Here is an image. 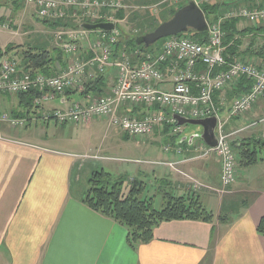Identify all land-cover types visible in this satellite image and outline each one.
Wrapping results in <instances>:
<instances>
[{
    "label": "crops",
    "instance_id": "crops-1",
    "mask_svg": "<svg viewBox=\"0 0 264 264\" xmlns=\"http://www.w3.org/2000/svg\"><path fill=\"white\" fill-rule=\"evenodd\" d=\"M237 30L235 56L260 66L264 60V26L239 21ZM16 45L20 48L8 54L12 58L25 50V43ZM114 75L113 70H108L99 77L100 84L87 83L95 89H85V93L93 97L105 93ZM238 84L215 95V102H225L222 117L226 116L232 101L247 92ZM84 97L69 93L66 99L54 101L44 110L59 108L58 104L82 102ZM2 100L7 103V113L14 109L27 113L18 109L16 98L0 96V104ZM246 115L241 126L236 124L237 120H230L226 127L232 129L229 133L233 137L246 135L247 142L257 140L264 135V99ZM115 128L123 139H128ZM24 130L0 125V264H264V237L256 232L264 217V162L248 168L238 164L235 182L222 193L221 166L215 155L177 164L174 169L165 164L116 169V176L112 177L124 180L125 176L133 182L135 178L151 174L154 186L165 183L181 194L191 190V182L177 172L193 175L195 180L194 176L198 177L202 189L208 192L203 194L198 190L197 198L214 216L211 223L190 220L160 223L153 230L151 242L131 248L123 226L90 210L80 200L81 174L85 168L96 170L98 164L84 162L82 165L78 158L81 154L73 149L55 146L44 136ZM201 133L168 138L164 130H157L143 139L144 160L171 164L190 158L195 154L194 140ZM163 146L173 149L179 146L183 153L181 156L164 154ZM258 166H261L259 180H241V171L248 175V170ZM219 216L223 222H219Z\"/></svg>",
    "mask_w": 264,
    "mask_h": 264
},
{
    "label": "built area",
    "instance_id": "built-area-1",
    "mask_svg": "<svg viewBox=\"0 0 264 264\" xmlns=\"http://www.w3.org/2000/svg\"><path fill=\"white\" fill-rule=\"evenodd\" d=\"M23 1L33 8L39 21L61 22L53 34V43L62 55L63 67L51 76L33 73L23 69L16 58L4 56L0 60V96L17 97L35 91L38 97L33 101L30 116L13 118L2 113L0 123H7L14 129L37 120L43 125L50 122L77 125L93 118H106L110 121L109 127H117L128 138L145 139L157 130H164L168 138L184 136V128L177 124L175 116L189 120L215 118L217 143L214 148L197 140L192 157L171 164L147 160L116 161L154 166L165 164L174 169L177 164L215 155L221 166L220 192L233 185L237 157L231 143L233 134L227 133L225 127L228 121L242 118L264 99V60L260 66H255L239 56L225 57L222 25L236 20L264 26V3H258L256 7L231 6L207 24L204 41L181 34L160 40L161 45L155 51H142L129 49L126 42L130 39L122 41L120 25L123 19L116 18L121 9L118 1ZM194 2L202 5L208 0ZM66 23H69L67 27L64 26ZM81 23H112L114 28L109 32H88L79 27ZM108 70L115 73L110 88L96 97L86 94L85 89ZM241 79L249 83V89L232 101L226 116L222 117L225 102H215V95L225 93ZM87 83L91 84L87 86ZM69 93L85 95L84 101L63 103L64 107L44 110L54 101L66 99ZM162 151L176 156L183 153L179 146L174 149L164 146ZM181 174L191 182V190L202 189L200 182Z\"/></svg>",
    "mask_w": 264,
    "mask_h": 264
},
{
    "label": "rangeland",
    "instance_id": "rangeland-1",
    "mask_svg": "<svg viewBox=\"0 0 264 264\" xmlns=\"http://www.w3.org/2000/svg\"><path fill=\"white\" fill-rule=\"evenodd\" d=\"M105 1L111 2L112 0ZM115 1L119 2V5L121 6L120 10L123 15V22L120 25L122 41L129 39L132 40L134 37L139 36L142 32L149 30V26H155V29L159 24L162 23L163 20H168L169 14L174 11L176 12L178 9L186 6L190 2H194V0ZM211 3L229 4V6H227V8H225L222 12L227 11L230 6H233L234 4H239V6L241 4L247 5L245 0H208V2L203 3V5ZM0 21H3L4 24H0V51L3 52L4 49L9 45L19 47V45L16 44L20 42L25 43V49H27V47H36V49H45L50 52L53 50V34L56 32V29L50 28L48 25H46V23L39 21L34 14L33 8L25 5L23 0H0ZM190 34L192 33H187L186 35ZM160 45L161 41L155 44L153 48L160 47ZM16 49L18 50V48ZM129 49H131V47H129ZM17 54L18 56L16 57V59L20 61V52H18ZM16 101H18L17 98ZM65 105L58 104V107H63ZM22 111L28 112L27 110ZM2 112H9L7 103H5L3 100L0 104V113ZM245 116L238 119V122L236 121V124L238 126H241L243 124V119ZM38 123L36 125H29L26 128H20L19 131L27 129L28 133H30L31 135L36 134L38 136H44L51 142V144L55 146L73 149L74 152L81 154L78 158H81L80 160H82V165H84V162L98 164L96 168L97 171L103 170L104 172L116 176L115 170L122 169L123 167L126 168V166L151 168L150 166L146 165H134L131 163L116 161V159L123 158L130 160L146 159V156L142 155L144 153L143 149L145 146L144 140L141 138H129L127 140L123 139L114 126L109 127V119L93 118L88 123H78L77 125L65 126H57L53 125L52 123H50L48 126H41ZM0 125H7L8 127H10L7 123H2ZM182 127L184 128V133H186L187 135L190 134L191 137L193 136L192 134L196 135V132H202V128L200 126L184 125ZM231 130V128L225 127V131H228L227 133L231 132ZM244 136L246 135L239 136L237 138H231V143L233 144L235 149V144L237 145L240 141L246 140V137ZM194 141L196 142L197 139H195ZM257 141L264 143L263 135L257 138ZM104 158H109V160H106ZM260 167L261 166H258L255 169L252 168L253 170H248V175H243V172L241 171L239 173L241 180L244 181L246 178H251L252 181L259 180L261 175ZM96 170L92 169L90 171L88 170V168L84 169L80 177L78 188L79 190L86 188L88 180L92 177V173L96 172ZM177 173L181 177V173L179 171ZM191 176L193 175H190V177ZM182 177L185 178L184 176ZM194 178L198 180V177L194 176ZM124 180L127 181L125 186L132 183V179L129 180L128 177L124 176ZM154 180L155 179H153L152 175L149 174L139 179L135 178L133 179V182L138 183V181H140L145 184L144 187H146V190L143 192L141 197L151 198L155 209L160 210L161 208H163V197L165 194L172 193L174 195H181V193H178V190H176V188L174 187H169L168 185H166L160 188V185L157 184H155L154 186ZM207 192V189H200L199 191V193L203 194ZM187 193H190L197 197L196 190H190ZM213 197L215 198V196ZM227 202L228 200H226L224 204L226 205ZM208 208L209 210H212V207ZM224 214L227 215L226 213Z\"/></svg>",
    "mask_w": 264,
    "mask_h": 264
},
{
    "label": "trees",
    "instance_id": "trees-1",
    "mask_svg": "<svg viewBox=\"0 0 264 264\" xmlns=\"http://www.w3.org/2000/svg\"><path fill=\"white\" fill-rule=\"evenodd\" d=\"M257 2L261 5L264 3V0H249L247 6L255 7ZM227 6H229V4L211 3L202 5L200 8L204 13L206 21L210 23L217 18ZM174 13L175 11L169 14L168 19ZM122 17L123 15L120 10L116 13V18L121 19ZM166 20L167 19L162 22ZM238 22L239 21L231 20L222 25L225 57H235L234 48H236L235 43L238 42L237 36L239 34L237 30ZM44 23L50 28L55 29L58 26H61V22ZM0 24L3 25V21H0ZM64 26L67 27V24ZM149 27V30L142 32L140 35L152 31L155 26ZM191 33L194 38L201 39L202 41L206 39L205 33ZM139 36L127 41L126 46L138 48L142 51L145 50L144 46L138 47L135 43L136 38ZM154 46L147 50H157L158 48H153ZM16 48L19 49V47H14L12 45L7 46L3 52L0 51V59ZM20 56V64L23 69L29 70L33 73H41L51 76L57 74L58 69L63 67L62 55L55 48H53L51 52L45 49L27 48L20 52ZM100 82L101 79L97 80L94 84L98 85ZM247 83L248 82L245 79H241L238 85L243 88L245 87L248 91L249 83ZM90 87H88V90L94 91L95 88ZM37 97L38 94L35 91H29L18 95L16 97L18 100V109L30 111L33 107V101ZM21 115L22 113H19L16 109L11 112V116L15 118L22 117ZM235 146L236 149L234 146L233 149L241 168H248L257 163L264 162V143L253 139L248 142L246 140L241 141L237 145L235 144ZM126 182L127 181L122 180L121 178L112 177L111 174L106 172L96 171L92 173V177L88 180L86 188L83 189L80 195V200L82 204L87 206L90 210L123 226L127 231V244L131 248L151 242L153 240V230L160 223L180 220L211 223L214 219L213 213L208 211L200 203L199 199L190 193H185L183 195H174L172 193L165 194L163 197V208L158 210L154 208L151 198L141 197L146 190L143 182H132L125 186ZM162 186L166 185H161L160 188ZM218 220L219 222H223V217L219 216ZM256 232L264 237V217L261 218Z\"/></svg>",
    "mask_w": 264,
    "mask_h": 264
},
{
    "label": "water",
    "instance_id": "water-1",
    "mask_svg": "<svg viewBox=\"0 0 264 264\" xmlns=\"http://www.w3.org/2000/svg\"><path fill=\"white\" fill-rule=\"evenodd\" d=\"M79 27L88 32H109L113 30L114 25L112 23H82L79 25ZM191 32H196L199 34H204L207 32V21L205 19L204 13L193 2H190L186 6L178 9L168 20L159 24L151 32L137 37L135 43L138 47L144 46V49H148L166 37L177 36ZM59 71L61 70L58 69V72ZM174 119L179 126H200L202 128V133L198 135V138L210 148H214L216 146L217 141L215 137V118L189 120L175 116ZM191 141L189 144H191Z\"/></svg>",
    "mask_w": 264,
    "mask_h": 264
},
{
    "label": "bare ground",
    "instance_id": "bare-ground-1",
    "mask_svg": "<svg viewBox=\"0 0 264 264\" xmlns=\"http://www.w3.org/2000/svg\"><path fill=\"white\" fill-rule=\"evenodd\" d=\"M149 51V50H148Z\"/></svg>",
    "mask_w": 264,
    "mask_h": 264
}]
</instances>
